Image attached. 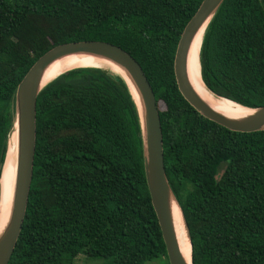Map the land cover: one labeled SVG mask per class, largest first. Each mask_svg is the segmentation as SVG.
<instances>
[{
    "label": "trees",
    "instance_id": "trees-1",
    "mask_svg": "<svg viewBox=\"0 0 264 264\" xmlns=\"http://www.w3.org/2000/svg\"><path fill=\"white\" fill-rule=\"evenodd\" d=\"M202 0H0V176L14 130V95L55 46L102 41L140 65L159 112L163 163L192 244L193 264H264V130L233 132L178 91L173 61ZM215 96L264 105V0H224L199 51ZM166 257L143 170L137 106L118 76L76 68L36 100L33 173L8 264Z\"/></svg>",
    "mask_w": 264,
    "mask_h": 264
},
{
    "label": "water",
    "instance_id": "water-1",
    "mask_svg": "<svg viewBox=\"0 0 264 264\" xmlns=\"http://www.w3.org/2000/svg\"><path fill=\"white\" fill-rule=\"evenodd\" d=\"M223 2L224 0H202L198 9L184 27L175 50L173 61L176 85L184 100L209 121L233 132L252 133L263 131L264 105L253 109L244 107L251 112L240 117L224 115L205 103L193 90L187 78L186 63L191 43L198 30L204 24H206V29L208 23ZM82 54L110 61L119 67L128 77L139 103H137L133 96L129 82L123 77L118 76L126 84L137 106L142 130L144 176L150 202L165 246L168 263L187 264L180 253L173 226L172 209L173 206L177 205L180 209L190 245L189 264H193L189 229L182 209L168 184L164 170L161 125L152 88L140 65L131 55L115 45L102 41H79L53 47L36 60L16 87L14 95L16 168L8 215L3 216V220L0 221V264L9 263L25 217L35 152L36 100L41 90L48 84H42L44 73L53 62L60 58ZM77 68L101 69L109 72L112 76H116L105 67ZM211 94L215 96L213 93ZM215 97L241 106L226 98Z\"/></svg>",
    "mask_w": 264,
    "mask_h": 264
},
{
    "label": "bare ground",
    "instance_id": "bare-ground-1",
    "mask_svg": "<svg viewBox=\"0 0 264 264\" xmlns=\"http://www.w3.org/2000/svg\"><path fill=\"white\" fill-rule=\"evenodd\" d=\"M204 24L196 33L191 46L189 48L187 63H186V71L188 81L196 92V94L209 106H211L215 111L222 113L224 115L230 117H240L250 113L249 109L244 107L235 105L229 101L224 99H218L213 96L204 86L201 80L200 74V64H199V51L201 47V42L203 38V34L205 31ZM77 67H105L110 70V72L116 76L123 77L130 84L131 91L133 93L134 98L137 103L139 100L137 95L128 79L126 74L116 65L107 61L105 59L91 56V55H69L63 58L58 59L53 62L45 71L43 77V85L49 83L61 73L77 68ZM10 140L7 145L6 157L9 159V163L6 162L4 165V169H2V173L0 176V210L1 216L0 221L3 220V216L8 215V211L11 204V193H12V185L15 175L16 168V132L13 131ZM172 218H173V226L175 231V237L177 240V244L180 250L182 257L185 259L186 263L189 264L190 259V245L187 238L186 230L183 224L182 216L180 213V209L177 205L173 206L172 209Z\"/></svg>",
    "mask_w": 264,
    "mask_h": 264
},
{
    "label": "rangeland",
    "instance_id": "rangeland-1",
    "mask_svg": "<svg viewBox=\"0 0 264 264\" xmlns=\"http://www.w3.org/2000/svg\"><path fill=\"white\" fill-rule=\"evenodd\" d=\"M13 133L14 132L12 131V133L10 134L9 137H11ZM8 140H10V139L8 138ZM7 143H9V141ZM6 162L9 163L8 157H5L4 165L6 164ZM4 165H3V169L5 171ZM74 264H114V263L110 258L93 259V258H87L84 255H80L75 259ZM145 264H169V263H168L167 258H165L164 256H160V257L155 258V259H153L150 262H147Z\"/></svg>",
    "mask_w": 264,
    "mask_h": 264
}]
</instances>
